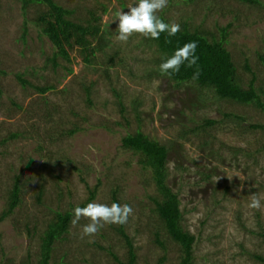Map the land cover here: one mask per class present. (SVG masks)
Masks as SVG:
<instances>
[{"label":"rangeland","instance_id":"374dc122","mask_svg":"<svg viewBox=\"0 0 264 264\" xmlns=\"http://www.w3.org/2000/svg\"><path fill=\"white\" fill-rule=\"evenodd\" d=\"M57 2L84 24L95 10L105 47L94 65L76 49L71 62L59 58L55 66L52 43L33 22L44 6H32L25 16L19 0H0V215L17 176L23 187L21 206L0 222V264H38L41 236L55 212L73 211L94 189L91 202L111 205L115 194L133 208L125 228L137 264L162 258L179 264L180 246L154 210L151 196L158 191L151 174L139 154L123 147V138L138 131L169 149L167 182L180 196L183 226L197 238L194 264H264L254 257H264V128L249 126L264 125V110L160 74L163 56L153 39L134 34L117 41L118 21H112L137 0ZM159 15L210 39L225 37L243 87L253 78L248 63L264 101V0H168ZM18 74L32 85H22ZM44 86L54 88L45 94L36 89ZM207 119L216 123L203 127ZM253 195L261 198L259 210L248 207ZM88 222L71 225L56 243L52 264H119L110 251L127 261V244L114 228L119 225L81 238Z\"/></svg>","mask_w":264,"mask_h":264},{"label":"trees","instance_id":"16d2710c","mask_svg":"<svg viewBox=\"0 0 264 264\" xmlns=\"http://www.w3.org/2000/svg\"><path fill=\"white\" fill-rule=\"evenodd\" d=\"M22 3V8L25 16H27L29 9L32 6H44V9H39L37 15L33 19L35 25L39 28L42 36L47 37L52 43L55 51L52 61L55 66H58L59 58L71 62V52L78 49L83 56L86 65H94L98 52L103 50L105 44L103 43V34L101 27V17L97 12L90 11V20L86 24L75 21L71 18L75 14V10L68 9L57 2V0H19ZM244 2L255 3L257 0H240ZM103 10L107 11V7L103 5ZM164 19V18H163ZM165 22L166 19H164ZM26 22H29L27 20ZM28 24V23H27ZM227 29L223 30L226 34ZM224 37L221 40L213 37L210 39L207 35L199 31H191L187 26L180 28V31L172 37L167 33H162L158 40H154L163 58L160 59L162 63L165 59L170 57L174 51L182 47L185 43L196 42V55L199 57L198 64L192 68L187 67V63L181 66L178 73L165 75L170 80L177 84L194 82L203 87L213 89L216 95L224 100H230L240 104H254L258 108L264 110V101L258 94L256 88V74L247 63L245 69L253 75L248 88H244L238 76L237 67L232 59L230 51L225 46ZM96 41L98 43L95 45ZM112 62L114 58L110 59ZM264 61V57H262ZM197 67L200 70L198 79H193V73ZM72 72V69H68ZM1 72V71H0ZM22 85H32L30 81L24 78V75H17ZM53 86L36 87V89L45 94L52 90ZM227 117H236L243 120L240 116L226 114ZM215 120H205L203 127L215 124ZM252 129L264 128V125H249ZM79 130L75 128L70 133L74 134ZM123 147L129 149L141 156L140 164L151 174V177L157 187V196H151L155 204V212L160 218L162 228L166 231L169 238L177 243L181 249V261L179 264H194V244L197 239L194 234L187 230L182 222L184 212L181 208V199L178 193L174 192L169 186L168 179V152L166 145L161 144L157 140L149 138L148 135L142 131L134 134H128L123 138ZM21 177L15 178V183L11 191L8 193V207L0 215V222L14 214L17 208L22 203ZM97 190L91 191L90 198L86 203L80 207L86 206L88 203L96 198ZM43 190L40 191L39 202L42 201ZM114 202L119 203L117 196L114 194ZM73 219V211L57 210L53 219L48 224L47 230L41 236V244L39 247L38 264H52L56 243L60 240H65L67 234L70 233L71 220ZM125 224L114 226L115 230L125 240L128 247L127 261H121L118 255L112 251L110 253L119 264H137L138 256L132 238L125 228ZM160 232H157V242L165 248V243L160 239ZM264 238V231L260 233ZM102 249H106L101 247ZM166 249V248H165ZM109 250V249H108ZM254 257L264 263L262 255H254ZM165 258L160 259L159 264H163ZM57 264V263H55Z\"/></svg>","mask_w":264,"mask_h":264},{"label":"clouds","instance_id":"9594fccd","mask_svg":"<svg viewBox=\"0 0 264 264\" xmlns=\"http://www.w3.org/2000/svg\"><path fill=\"white\" fill-rule=\"evenodd\" d=\"M167 6L168 0H137L134 5L128 6L127 11L117 12L116 18L112 21V23L118 21L116 40L126 43L134 34L153 40H158L162 33H167L169 37L175 36L180 31V25L176 22H165L159 15ZM197 46V43L193 41L177 48L170 57L159 65L160 72L171 75L178 73L185 63L189 68L196 66L199 59L196 55ZM199 74L200 70L197 67L193 73V79H198ZM228 178L231 179V177ZM248 207L256 210L261 209V198L253 195ZM132 215L133 208L126 203L113 202L108 205L90 202L84 207L76 206L73 209L71 225L75 227L82 218L87 219L89 222L81 228V238H91L106 225L126 224Z\"/></svg>","mask_w":264,"mask_h":264}]
</instances>
